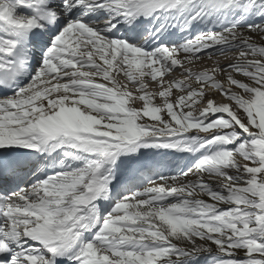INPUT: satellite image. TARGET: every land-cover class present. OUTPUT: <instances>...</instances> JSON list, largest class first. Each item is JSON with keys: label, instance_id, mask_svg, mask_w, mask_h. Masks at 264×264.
I'll list each match as a JSON object with an SVG mask.
<instances>
[{"label": "snow or ice", "instance_id": "1", "mask_svg": "<svg viewBox=\"0 0 264 264\" xmlns=\"http://www.w3.org/2000/svg\"><path fill=\"white\" fill-rule=\"evenodd\" d=\"M0 264H264V0H0Z\"/></svg>", "mask_w": 264, "mask_h": 264}]
</instances>
